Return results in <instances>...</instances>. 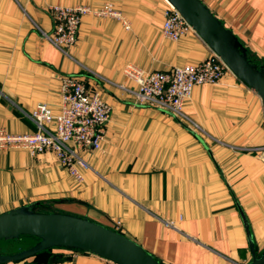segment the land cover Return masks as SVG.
Segmentation results:
<instances>
[{"label":"crops","instance_id":"crops-1","mask_svg":"<svg viewBox=\"0 0 264 264\" xmlns=\"http://www.w3.org/2000/svg\"><path fill=\"white\" fill-rule=\"evenodd\" d=\"M264 65V0H201ZM111 4L126 20L83 15L67 55L55 48L48 8ZM165 0H0V126L36 131L39 104L60 107L59 78L98 89L110 120L98 148L80 152L81 180L51 152L0 150V214L27 207L87 219L140 245L160 264H248L238 207L259 253L264 247V114L260 99L232 73L195 86L183 102L194 133L168 114L133 104L137 84L123 70L168 71L197 64L210 50L200 38H164ZM260 149H263L261 152ZM34 238L0 241V255ZM47 264H114L71 249ZM30 259L6 264H27Z\"/></svg>","mask_w":264,"mask_h":264},{"label":"built area","instance_id":"built-area-1","mask_svg":"<svg viewBox=\"0 0 264 264\" xmlns=\"http://www.w3.org/2000/svg\"><path fill=\"white\" fill-rule=\"evenodd\" d=\"M166 6L161 23L164 38L177 41L190 34L197 36L167 1ZM47 11L53 23V32L48 40L64 55L76 42L83 15L92 13L126 25L122 15L108 3L99 10H91L87 6L53 5ZM123 72L137 84L134 91H128L134 105L168 114L194 133L200 132L199 127L184 113L183 102L190 98L195 86L217 85L225 74L231 73L211 50L209 56L197 64L176 66L164 72H142L133 66H126ZM59 98L58 112L44 104L31 111L29 118L36 127L34 132L12 134L0 126V150H24L32 157L51 152L70 176L80 181L77 166L84 163L79 153L86 152L90 147H99L111 109L102 100L98 89L88 87L82 79L70 75L59 78Z\"/></svg>","mask_w":264,"mask_h":264},{"label":"water","instance_id":"water-1","mask_svg":"<svg viewBox=\"0 0 264 264\" xmlns=\"http://www.w3.org/2000/svg\"><path fill=\"white\" fill-rule=\"evenodd\" d=\"M166 1L237 80L256 94L264 114V65L249 62L246 48L201 0ZM238 211L252 258L248 264H264V247L259 253L255 250L246 216L240 207ZM23 236L34 238L37 242L16 254L0 255V264L27 260L50 248L76 250L114 264H160L120 230H112L87 219L59 213H38L27 207L0 214V241Z\"/></svg>","mask_w":264,"mask_h":264},{"label":"trees","instance_id":"trees-1","mask_svg":"<svg viewBox=\"0 0 264 264\" xmlns=\"http://www.w3.org/2000/svg\"><path fill=\"white\" fill-rule=\"evenodd\" d=\"M246 55L250 63L261 66V64H259V61L248 50H246ZM57 249H62V248H50V249L42 250L36 255H34L31 258V261L27 262V264H47L55 259V255L53 254V251Z\"/></svg>","mask_w":264,"mask_h":264},{"label":"rangeland","instance_id":"rangeland-1","mask_svg":"<svg viewBox=\"0 0 264 264\" xmlns=\"http://www.w3.org/2000/svg\"><path fill=\"white\" fill-rule=\"evenodd\" d=\"M260 252V251H259Z\"/></svg>","mask_w":264,"mask_h":264}]
</instances>
